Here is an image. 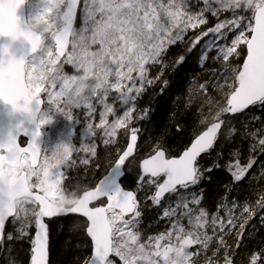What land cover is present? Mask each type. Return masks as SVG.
I'll list each match as a JSON object with an SVG mask.
<instances>
[{"label":"snow or ice","instance_id":"obj_1","mask_svg":"<svg viewBox=\"0 0 264 264\" xmlns=\"http://www.w3.org/2000/svg\"><path fill=\"white\" fill-rule=\"evenodd\" d=\"M13 11L0 31V162L16 177L0 178V264H264V243L238 251L264 235V193L235 195L264 185V0ZM193 62L207 73L195 120L177 95ZM165 101L184 109L175 146L151 131Z\"/></svg>","mask_w":264,"mask_h":264},{"label":"trees","instance_id":"obj_2","mask_svg":"<svg viewBox=\"0 0 264 264\" xmlns=\"http://www.w3.org/2000/svg\"><path fill=\"white\" fill-rule=\"evenodd\" d=\"M198 68V65L193 62L188 72L186 73L187 76L192 77L193 75H196L195 81L191 83H185L184 84V90L181 93H177V95L180 96L181 100L184 101L186 104L189 105L188 112L191 113V115H185L183 119H191L195 120L196 115L200 111L201 108V97L199 95V87L198 85L200 83L204 82V79L207 76L206 72H199L198 74L195 72V70ZM179 84V81H177ZM179 102H173L169 103L165 101L164 106L159 109V113L157 115L156 123L151 126V131L156 132L157 131V125H159V132L158 135H163L164 138L168 141H170L173 146L178 145L181 143L182 139L184 137L179 136L174 128L175 118L171 115V112H183L184 109L180 108ZM187 127V125H185ZM99 151V150H98ZM103 153H101V164L102 166L107 163V161L103 158ZM88 173H85L82 169L79 170V176L81 179L86 178ZM227 176L226 173L223 172H217V178L218 179H225ZM210 183V182H208ZM212 195H215V189L209 190ZM264 193V185H261L259 182V179L256 181L251 182L250 185H246L242 190H239L236 192V197L238 200L243 202L245 199H248L249 201L254 202L260 194ZM151 219V218H150ZM257 227L259 225L257 224ZM247 235V233H246ZM69 234H64V239L68 240ZM77 237H71V240L73 243L77 242ZM231 242V241H230ZM245 245L247 246L241 251V254L246 252L248 249L252 248H258L261 246L262 243H264V235H258L255 239L249 241L245 239L244 241ZM15 251L18 253L19 259L23 262L27 260V251H28V245L27 243L20 242L14 246ZM56 259H65V257L61 254L56 257Z\"/></svg>","mask_w":264,"mask_h":264},{"label":"water","instance_id":"obj_3","mask_svg":"<svg viewBox=\"0 0 264 264\" xmlns=\"http://www.w3.org/2000/svg\"><path fill=\"white\" fill-rule=\"evenodd\" d=\"M15 3L16 0H0V31H2L7 27H10L11 24L13 23V18H14L13 6ZM25 11H26V6H25ZM6 111H7L6 106L0 103V113H5ZM0 178H6L9 181L8 175L4 170V165L2 162H0Z\"/></svg>","mask_w":264,"mask_h":264},{"label":"rangeland","instance_id":"obj_4","mask_svg":"<svg viewBox=\"0 0 264 264\" xmlns=\"http://www.w3.org/2000/svg\"><path fill=\"white\" fill-rule=\"evenodd\" d=\"M30 7H31L30 5H26V11L29 10ZM60 124H61V125H64V126H67V122L64 121L62 118H60ZM52 130H53V128L50 126V127H48V128H45V129H44V132H45V133H51ZM4 170H5L6 174L8 175L9 181H10V182H14V181L16 180V177H15V175L11 172V170L6 169L5 167H4Z\"/></svg>","mask_w":264,"mask_h":264}]
</instances>
